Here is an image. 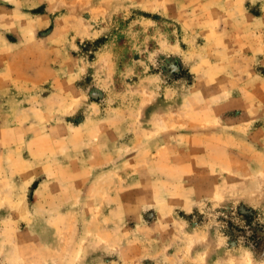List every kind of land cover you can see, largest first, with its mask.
<instances>
[{
	"label": "rangeland",
	"instance_id": "1",
	"mask_svg": "<svg viewBox=\"0 0 264 264\" xmlns=\"http://www.w3.org/2000/svg\"><path fill=\"white\" fill-rule=\"evenodd\" d=\"M246 255L264 264V0H0V264Z\"/></svg>",
	"mask_w": 264,
	"mask_h": 264
},
{
	"label": "bare ground",
	"instance_id": "2",
	"mask_svg": "<svg viewBox=\"0 0 264 264\" xmlns=\"http://www.w3.org/2000/svg\"><path fill=\"white\" fill-rule=\"evenodd\" d=\"M262 176V175H261ZM259 181V180H258ZM257 187V186H256ZM241 259V258H240ZM244 259V258H243ZM234 260V259H233ZM246 264H253V262L250 260V257L248 258V255H246V260H245ZM232 264H236L231 260Z\"/></svg>",
	"mask_w": 264,
	"mask_h": 264
}]
</instances>
